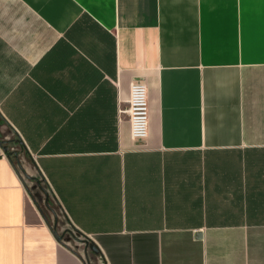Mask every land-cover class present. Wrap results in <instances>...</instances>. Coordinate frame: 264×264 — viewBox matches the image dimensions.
<instances>
[{
  "label": "crops",
  "instance_id": "0c3cea01",
  "mask_svg": "<svg viewBox=\"0 0 264 264\" xmlns=\"http://www.w3.org/2000/svg\"><path fill=\"white\" fill-rule=\"evenodd\" d=\"M11 138L0 264H264V0H0Z\"/></svg>",
  "mask_w": 264,
  "mask_h": 264
},
{
  "label": "built area",
  "instance_id": "2783aa9c",
  "mask_svg": "<svg viewBox=\"0 0 264 264\" xmlns=\"http://www.w3.org/2000/svg\"><path fill=\"white\" fill-rule=\"evenodd\" d=\"M127 107L120 109L119 114L127 117L132 141L144 143L148 131L147 88L140 79H134L129 85Z\"/></svg>",
  "mask_w": 264,
  "mask_h": 264
},
{
  "label": "water",
  "instance_id": "95a60500",
  "mask_svg": "<svg viewBox=\"0 0 264 264\" xmlns=\"http://www.w3.org/2000/svg\"><path fill=\"white\" fill-rule=\"evenodd\" d=\"M0 144H2V150H3V152H4L7 156H9V155H13V156H15V158L18 157L16 151H12V150H11V151L9 152V150L7 149L6 146L3 145V143L0 142ZM54 233H55V232H54ZM197 237L200 238L201 236L198 234ZM60 241H61V236H59V237L57 236V242H60ZM84 245H87V241H84Z\"/></svg>",
  "mask_w": 264,
  "mask_h": 264
},
{
  "label": "rangeland",
  "instance_id": "374dc122",
  "mask_svg": "<svg viewBox=\"0 0 264 264\" xmlns=\"http://www.w3.org/2000/svg\"><path fill=\"white\" fill-rule=\"evenodd\" d=\"M14 139V138H13ZM12 138H11V140H8V142L7 141H4V140H0V141H3V142H5V143H3V145L4 146H6L7 147V149L9 150V152L12 150V151H17L18 149V147H17V143H16V141L15 140H13ZM16 146V147H15ZM16 148V149H15ZM18 152V151H17Z\"/></svg>",
  "mask_w": 264,
  "mask_h": 264
}]
</instances>
